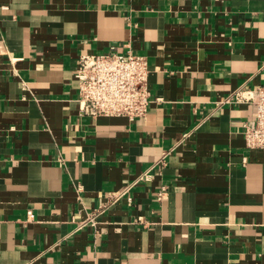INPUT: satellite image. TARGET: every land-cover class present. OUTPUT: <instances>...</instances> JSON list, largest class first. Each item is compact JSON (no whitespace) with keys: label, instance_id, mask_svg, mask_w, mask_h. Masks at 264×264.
<instances>
[{"label":"crops","instance_id":"1","mask_svg":"<svg viewBox=\"0 0 264 264\" xmlns=\"http://www.w3.org/2000/svg\"><path fill=\"white\" fill-rule=\"evenodd\" d=\"M110 46L147 59L135 120L78 113L79 56ZM260 84L264 0H0V264H264L255 109L217 103Z\"/></svg>","mask_w":264,"mask_h":264},{"label":"built area","instance_id":"2","mask_svg":"<svg viewBox=\"0 0 264 264\" xmlns=\"http://www.w3.org/2000/svg\"><path fill=\"white\" fill-rule=\"evenodd\" d=\"M149 67L144 55L129 48L119 51L110 46L107 51L83 53L79 56L74 79L77 82L78 113L90 117L125 116L130 121L144 116L150 106L151 97L147 89ZM246 102L254 106L251 123L242 124V135L247 148H264V84L249 87L241 85L218 100V104ZM165 154L159 159L163 166ZM145 171L128 184L123 190L116 191L106 204L98 205L88 211L79 224L94 226L96 217L119 198L128 195L133 184L149 179ZM167 191V186L160 185L156 198L160 200ZM32 212L27 211V219Z\"/></svg>","mask_w":264,"mask_h":264}]
</instances>
